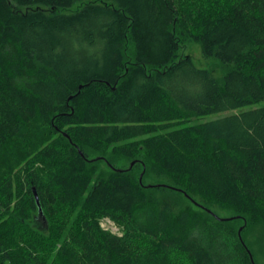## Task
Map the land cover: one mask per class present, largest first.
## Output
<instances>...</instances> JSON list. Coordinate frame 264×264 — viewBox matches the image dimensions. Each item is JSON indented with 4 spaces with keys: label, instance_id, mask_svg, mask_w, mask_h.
Instances as JSON below:
<instances>
[{
    "label": "trees",
    "instance_id": "obj_1",
    "mask_svg": "<svg viewBox=\"0 0 264 264\" xmlns=\"http://www.w3.org/2000/svg\"><path fill=\"white\" fill-rule=\"evenodd\" d=\"M262 101L264 0H0V264H258L264 107L189 123Z\"/></svg>",
    "mask_w": 264,
    "mask_h": 264
},
{
    "label": "rangeland",
    "instance_id": "obj_2",
    "mask_svg": "<svg viewBox=\"0 0 264 264\" xmlns=\"http://www.w3.org/2000/svg\"><path fill=\"white\" fill-rule=\"evenodd\" d=\"M87 3L81 2L76 4L72 9H70L68 12L72 13L78 9H80L82 6H84ZM180 57H186L189 56L192 58L194 64L200 68V69H207L209 70L212 75L218 79L219 81L222 80L224 74L227 72L230 67H225L222 64L219 63V61L216 58L211 59H205L202 54V48L201 45L195 41H186L181 45ZM264 107V101L255 103L252 105H249L247 107L240 108L236 111H228L219 113L216 115H210L207 117L202 118H195L192 122L189 124H199L203 123L212 119H217L226 115H230L233 113H241L243 111H247L250 109H256ZM114 163L118 168L123 169H129L132 168L138 172V175H140V180L146 183L147 187H160V186H168V187H174L178 188L176 186V183L172 180L170 175H166L165 173L161 172L159 169L156 168L154 163L147 162L142 160L143 164L129 162L125 159H122L120 157H114ZM98 159V158H96ZM95 159V160H96ZM102 167L104 170L108 169V166L103 163ZM196 202L199 203V206H205L212 210L213 214L216 215L221 220H235V225L238 229L239 235L241 239H243L250 247L252 251V257L258 264H264V224L263 223H256V224H248L246 220H244L242 217L235 215L232 213L229 209L221 208L220 206L214 204L210 201H204L200 198H195ZM48 227L52 225L54 221V214L51 216L45 217ZM36 228H42L43 222H35L33 224ZM102 227L106 230H111L113 232H118L119 229L116 227L111 221L104 220L102 221ZM48 229V228H47ZM46 229V233H48V230Z\"/></svg>",
    "mask_w": 264,
    "mask_h": 264
},
{
    "label": "water",
    "instance_id": "obj_3",
    "mask_svg": "<svg viewBox=\"0 0 264 264\" xmlns=\"http://www.w3.org/2000/svg\"><path fill=\"white\" fill-rule=\"evenodd\" d=\"M37 197V196H36ZM37 200H38V197H37ZM251 256V259L253 260V257H252V255H250Z\"/></svg>",
    "mask_w": 264,
    "mask_h": 264
}]
</instances>
